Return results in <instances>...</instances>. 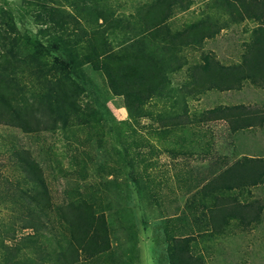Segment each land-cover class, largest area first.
I'll return each mask as SVG.
<instances>
[{"label":"rangeland","instance_id":"374dc122","mask_svg":"<svg viewBox=\"0 0 264 264\" xmlns=\"http://www.w3.org/2000/svg\"><path fill=\"white\" fill-rule=\"evenodd\" d=\"M147 1L108 3L116 17L130 20ZM70 2L58 4L71 9ZM226 2L189 0L187 6L173 8L166 22L172 32L204 21L214 33L177 51V70L166 72L172 91L153 97L144 107L146 116L131 120L103 75L88 70L79 99L85 115L66 127L58 122L54 129L25 132L0 123V264H67L61 254L70 233L59 207L72 200H85L96 215L105 216L108 239L103 240L110 244L92 257L80 253L74 264H169L168 248L174 237L186 239L195 264H264V182L226 191L241 202H262L259 220L245 228L231 221L218 231L210 221L215 199L207 190L215 175L241 157L264 158V122L233 132L225 119L211 113L245 105L263 115L264 85L245 79L236 89H208L185 94L183 100L179 93L190 83L192 68L208 55L224 66L240 64L247 46L264 27V17L231 19ZM1 14L8 19L2 32L21 40L18 48L25 57L19 68L23 73L18 70L12 87L19 98L31 99L36 78L29 74L28 57L37 48L36 41L44 43L40 34L44 26L27 10L25 0H0ZM119 31L110 35L115 45L123 35ZM13 76L0 68V93ZM183 106L189 123L163 126L166 117L181 114ZM18 149L34 157L51 196L44 228L38 233L21 229L18 221L26 208L15 194L19 188H30L14 161L12 152Z\"/></svg>","mask_w":264,"mask_h":264},{"label":"trees","instance_id":"16d2710c","mask_svg":"<svg viewBox=\"0 0 264 264\" xmlns=\"http://www.w3.org/2000/svg\"><path fill=\"white\" fill-rule=\"evenodd\" d=\"M58 3L59 0H25L27 10L44 26L40 30L44 43L36 41L37 48L30 51L28 57L29 74L36 78L31 99L19 98L12 87L18 70L23 71L19 68L25 57H21L18 48L22 46L21 40L10 36L11 32H2L8 19L0 15V68L9 69L14 75L0 93V123L25 132L40 127L54 129L58 122L66 127L75 118L85 115L79 99L85 91L82 85L88 70L103 75L109 90L121 97L129 118L136 121L147 115L144 107L153 97H162L167 90L170 95L172 89L168 88L166 72L177 70V51L189 44H199L214 33L213 26L204 21L193 22L179 32L171 31L166 22L173 8L185 7L189 0H148L130 20L116 17L108 0H72L71 9ZM226 4L230 18L235 21L264 17V0H227ZM120 29L123 35L115 45L110 35H116ZM45 55L47 59L43 58ZM245 79L264 85L263 26L247 46L240 64L224 66L208 55L203 64L192 68L190 83L183 85L179 93L183 100L185 94L194 95L208 89H236ZM182 109L181 114L168 115L163 126L188 124L186 107ZM257 112L245 105L211 111L216 118L225 119L233 132L262 125L264 114ZM12 153L30 184V188H19L15 194L26 208L19 215V225L21 229L38 233L44 228L51 207L50 192L43 171L31 153L25 149ZM263 182L264 158L241 157L207 183V190L215 199L210 208V221L218 231L231 221L245 228L259 220L263 209L260 200L241 202L226 191ZM59 210L70 233L68 245L61 254L67 264L77 262L80 253L92 257L109 248V242L103 240L108 239L107 220L104 215L95 214L91 203L72 200ZM168 258L169 264H195L187 251L185 238H173Z\"/></svg>","mask_w":264,"mask_h":264}]
</instances>
